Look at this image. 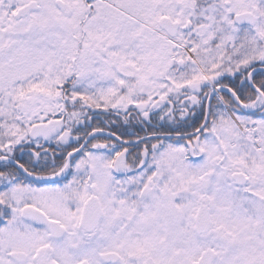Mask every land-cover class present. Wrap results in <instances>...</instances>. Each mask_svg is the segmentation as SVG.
Instances as JSON below:
<instances>
[{
	"label": "snow or ice",
	"instance_id": "snow-or-ice-1",
	"mask_svg": "<svg viewBox=\"0 0 264 264\" xmlns=\"http://www.w3.org/2000/svg\"><path fill=\"white\" fill-rule=\"evenodd\" d=\"M0 264H264V0H0Z\"/></svg>",
	"mask_w": 264,
	"mask_h": 264
}]
</instances>
